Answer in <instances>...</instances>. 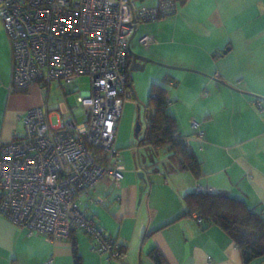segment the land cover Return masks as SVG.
Listing matches in <instances>:
<instances>
[{
  "label": "crops",
  "instance_id": "0c3cea01",
  "mask_svg": "<svg viewBox=\"0 0 264 264\" xmlns=\"http://www.w3.org/2000/svg\"><path fill=\"white\" fill-rule=\"evenodd\" d=\"M133 1L135 7H155L159 0ZM162 20H167V29L161 37L151 35L155 43L145 48L138 42L150 59L173 67L154 64L148 98L152 84L166 89L167 111L181 136L195 134L192 119L200 123L203 142L190 141L197 175L173 169L175 151L168 146L150 153L148 147H140L149 159L141 154L149 182L145 191H140V169L133 161V166L123 164L119 187L104 181L93 190L94 195L105 197L103 205L84 204L124 249L122 258L100 257L81 231L63 242H53L28 235L25 228L0 216V264H45L49 260L51 264H155L149 256L153 249L166 264H207V257L212 264H243L234 242L220 227L206 220L199 225L196 214L185 215L184 198L199 184L264 215V0H188L175 15ZM153 22L157 21L141 24ZM11 63L0 21L3 142L23 136L22 118L28 109L46 105L48 111L57 113L50 107L73 93L58 82L48 91L32 85L24 92H10ZM137 103H129L133 122ZM68 112L77 122L84 119L77 106ZM120 126L121 119L116 142L121 150L132 144L126 137V125ZM144 127L143 122L142 132Z\"/></svg>",
  "mask_w": 264,
  "mask_h": 264
},
{
  "label": "built area",
  "instance_id": "2783aa9c",
  "mask_svg": "<svg viewBox=\"0 0 264 264\" xmlns=\"http://www.w3.org/2000/svg\"><path fill=\"white\" fill-rule=\"evenodd\" d=\"M183 1L135 7L133 0H0L12 58L10 92L32 85L48 91L58 82L75 93L81 77L90 82L76 97L81 122L70 112L34 107L22 118L23 136L0 141V216L53 242L81 231L100 257L119 259L121 246L84 204L103 205L105 197L93 190L104 181L119 187L124 171L116 142L124 105L136 104L127 73L130 37L141 23L175 15ZM139 43L146 48L155 40L144 35ZM191 126L195 134L176 136L188 151L190 141L203 142L200 123L192 119ZM195 191L215 192L199 184Z\"/></svg>",
  "mask_w": 264,
  "mask_h": 264
},
{
  "label": "trees",
  "instance_id": "16d2710c",
  "mask_svg": "<svg viewBox=\"0 0 264 264\" xmlns=\"http://www.w3.org/2000/svg\"><path fill=\"white\" fill-rule=\"evenodd\" d=\"M24 91L25 89L20 92ZM144 104L147 127L139 145L152 150L168 146L175 151V154L171 155L173 169L189 170L197 175L198 163L190 143L191 151H188V146L176 137L179 133L175 119L167 111L166 89L152 84L148 101ZM184 201L185 215L196 214L204 221L220 227L231 238L243 264H259L264 261V215L249 209L244 202L223 192L198 193L194 188L193 193L186 195ZM75 233L76 231H73L70 238ZM123 256L124 249L121 247L119 258ZM149 256L155 264H166L162 254L156 249L151 250Z\"/></svg>",
  "mask_w": 264,
  "mask_h": 264
},
{
  "label": "rangeland",
  "instance_id": "374dc122",
  "mask_svg": "<svg viewBox=\"0 0 264 264\" xmlns=\"http://www.w3.org/2000/svg\"><path fill=\"white\" fill-rule=\"evenodd\" d=\"M157 22H153V23H149V24H140L138 26V30L137 33L135 35V37L133 38L131 45H130V49L131 52L133 54H138L141 56H144L146 58H149L148 56H146V51L138 44L139 39L142 35L144 34H150L156 37H161L162 33H163V29H167V20H156ZM152 61H154V63H149L148 66H146L142 71H132L131 72V78L133 79L134 82V86L136 89L135 90V94H136V98L138 103H142L144 104L148 98V94H149V87L150 84L152 83V78H153V73L155 71L154 68V64L160 63L159 61H156L154 59H151ZM162 64V63H160ZM133 86V84H132ZM77 92L75 93H69L66 96V101L65 102H61L58 103L54 106L50 107V110H54L59 114H64L66 112L69 111V109H73L77 106V101H76V97L79 93L83 92V91H89L90 90V82H89V78L86 76H83L80 78L79 80V86L76 88ZM131 108V109H130ZM137 120V119H136ZM136 120L133 122V106L129 103H126L124 105V109H123V113L121 116V126L120 129L123 126L126 125L125 127V132H126V137L128 139L129 142H131V144L133 145V142L136 143L137 138L134 135V131H135V125H136ZM52 124L56 125L57 124V118L53 117L52 118ZM141 125H143V122L141 121ZM124 132V131H123ZM142 136V131L139 137ZM132 145H128L127 147L122 148L120 151L121 154V158H122V163L125 166H133V163L136 161L135 158L133 157V154L136 152V148L133 150V146ZM148 151L150 153V151L152 152L153 150L151 148H148ZM147 151V153H148ZM141 154H143L144 158L146 157L147 161H149V159L146 156V152L144 151V149L142 150V152L140 151V159L142 162V156ZM125 157H126V162H125ZM134 161V162H133ZM138 176V173H137ZM87 204V203H85ZM102 208V207H101Z\"/></svg>",
  "mask_w": 264,
  "mask_h": 264
},
{
  "label": "water",
  "instance_id": "95a60500",
  "mask_svg": "<svg viewBox=\"0 0 264 264\" xmlns=\"http://www.w3.org/2000/svg\"><path fill=\"white\" fill-rule=\"evenodd\" d=\"M137 30H138V26L135 27V30H134L132 36L130 37L129 45H128L129 52H130V65H129V68H128V76H129L130 82H131V91L133 93V97L136 100H137L136 94H135V91H134L133 86H132L133 79L131 78V72L132 71H142L147 63H151V62L154 63V61H152L149 58H146V57L138 55V54H133L131 52L130 45H131V42H132L133 38L135 37V35L137 33ZM157 64L162 65L164 67L173 68V67H170V66H167V65H164V64H160V63H157ZM222 84H225V83L222 82ZM145 110H146L145 104L137 103V120H136L134 135L138 139V141H137V146H136L137 147L136 148V152L133 154V157L136 160L135 161V167L140 169L138 171V177L140 179V191L141 192H144L145 189H146V186H149V182L147 180L148 177H147V174H146L147 170L144 167V161L141 162L140 151H139V148L143 147V146L139 145V141H140V139H142L145 136L146 127H147V125L145 123ZM141 121L144 122L145 127L143 129L142 136L140 138L139 136H140V133L142 131ZM145 159H146V157H145Z\"/></svg>",
  "mask_w": 264,
  "mask_h": 264
},
{
  "label": "flooded vegetation",
  "instance_id": "af4514ba",
  "mask_svg": "<svg viewBox=\"0 0 264 264\" xmlns=\"http://www.w3.org/2000/svg\"><path fill=\"white\" fill-rule=\"evenodd\" d=\"M130 65V58H129V63H128V66Z\"/></svg>",
  "mask_w": 264,
  "mask_h": 264
}]
</instances>
